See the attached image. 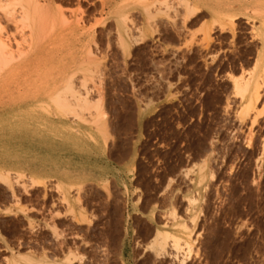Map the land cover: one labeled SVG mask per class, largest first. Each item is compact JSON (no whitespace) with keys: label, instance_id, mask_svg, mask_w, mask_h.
<instances>
[{"label":"rangeland","instance_id":"obj_1","mask_svg":"<svg viewBox=\"0 0 264 264\" xmlns=\"http://www.w3.org/2000/svg\"><path fill=\"white\" fill-rule=\"evenodd\" d=\"M39 2L65 21L47 30L41 68L33 72L71 80L91 108L84 120H49L37 103L33 118L27 104L9 112L0 105V168L9 170L8 180L0 178V264H32L26 256L39 264H65L66 257L71 264L81 257L88 264H181V253L170 259L145 250L156 228L175 221H185L191 232L192 254L184 264H264V88L255 108L241 116L230 78L256 59L247 23L193 32L183 0H132L142 13L116 19L106 45H66L63 28L90 21L98 4ZM10 7L18 16L20 8ZM0 10L4 37H27L29 30L8 23ZM162 17L188 37L182 46L164 45L161 36L146 39V27L153 32ZM6 99L2 92L0 103ZM203 163L206 177L197 183ZM56 168L84 179L69 198L86 220L69 212ZM32 170L46 175L45 182L34 183ZM142 201L154 215L131 213Z\"/></svg>","mask_w":264,"mask_h":264},{"label":"bare ground","instance_id":"obj_2","mask_svg":"<svg viewBox=\"0 0 264 264\" xmlns=\"http://www.w3.org/2000/svg\"><path fill=\"white\" fill-rule=\"evenodd\" d=\"M237 1L239 2V0ZM183 2L184 4L186 3L185 5H187L189 9L188 18L194 13H197L196 11L198 10V8L194 5H191V3H189L191 1L183 0ZM217 2H220V1L217 0ZM240 2H243V1H240ZM226 3H228V5L230 4L229 2H226ZM228 5L227 7L229 8L230 5L229 6ZM10 6L12 7L18 6L20 8L18 16L15 14V11L12 10ZM212 6L213 5L211 4V8ZM227 7L224 9H227ZM246 7H248V5L247 6L245 5V8ZM0 8L1 9L3 8V10L6 12L5 14L6 18L4 16L3 17L7 20L8 23H13L14 25H16L17 23H20L18 25H22L21 28H27L30 32L27 35V37L25 36L21 38L22 40L21 39L18 40L17 37L15 38V35L12 34L13 32L4 37L3 31L5 27H3L0 24V94L3 92L5 93V97H7V99L4 102L0 103V105L6 106L7 104L9 106L7 111L9 112L11 111V106L12 107L17 106V105L23 106V104L24 105L27 104L30 107V109L28 110L30 115L28 116L29 118H33V116H31L33 114V109L31 107L33 106V104L37 103V105L39 104L38 112L41 113L40 115L43 118H46L49 120H54L56 118L58 120H64L66 117H70L75 120L76 119L84 120L85 118H84L83 112L86 109L90 110L91 105L90 103H88L87 101L88 99H86L87 97L83 98V96H80L79 94H77L76 91L73 90V87L70 86L71 80L60 78L59 75L55 78L53 76L50 78L48 76V73L33 72L35 69L41 68L40 62L42 60H40L41 58H38L39 57L38 55H40L39 53L42 51L40 50L41 43L44 40L43 39L44 36L47 34V30L50 29V27L52 26L54 27L57 24L63 23L65 21L63 20L64 18L62 19L58 11L51 8L50 5L40 4L39 0H12L9 3L2 5V7L0 6ZM212 9H214V6ZM253 9L255 10L254 7ZM260 9L258 11H262ZM146 10L149 11V9H146ZM237 10H234V11H237ZM241 10L242 11L240 12L238 11L234 12L233 10L231 11L225 10L226 12H221V13L215 12L216 17L214 18V23H218L219 25L220 24L224 25L225 22H229L233 24L238 14H242V16L245 15L247 19H249L250 16H252V19H254V17L258 13L257 10L255 11L256 13L253 11L254 14H256L253 17V15L251 14L250 16L249 14H246L245 10L244 11L243 9ZM247 13H248V8H247ZM260 13L262 14L260 15ZM258 14L260 15L261 21L259 22L261 23H259L260 26H257V28L255 27L256 29H254L255 30L254 34L256 38H258L262 44L261 49L259 50V52H257L258 54L255 59V62L252 64L250 68H248L247 70L244 69L245 71L241 70L240 74L235 75V76L232 75L230 77L233 80V89H234L233 91L235 94L239 96L242 102L241 110H240L241 116L248 115L249 111L255 108L256 103L260 100V89L264 88V10L263 12H259ZM258 16L255 19L259 18ZM221 25L220 27H222ZM44 54L45 53H43V55ZM14 93H17V95L14 96ZM92 106H94L96 111L100 109V108L98 109V106H95V105H92ZM34 108H35L34 110H36L37 107L34 106ZM19 110L17 111L19 112ZM259 114L260 113H258L253 118L252 122L256 121L257 116ZM92 119H93L92 122H96L95 118L92 117ZM99 128L101 129L100 126ZM90 137L93 138L94 140H97L94 135H90ZM53 159L50 160L49 158H43L41 162L47 165L53 164L55 166H60L61 162L56 159L54 160ZM29 166L31 167L32 165H29ZM58 168H56L58 173L60 172V175H63V177H60L61 180L58 182V186L60 189H62L64 193L63 199L69 205V212H71V214L77 220H82V221L84 219L86 220V216H85L86 213L84 212V210L82 209L76 210V208L72 205V202L69 198L70 189L73 186L82 185L84 182V179L82 177H79L76 180L70 179L68 177V174H66V170L59 171ZM205 168H206L205 163H203L198 168L197 183H201L205 179L206 177ZM31 172H32L31 177L34 183H36L37 185H40L43 182H45L46 175L41 176L33 170ZM8 173H9V170H2L0 168V178L3 179V181L8 180V176H7ZM16 173L18 174V176L23 174L19 171ZM188 198H189L190 206H192V209H194V205L197 202V197L192 196ZM170 215L174 217L175 215L174 211H172ZM192 217L193 218H191V220L194 221L195 216H192ZM145 233H147V231ZM190 234L191 232H190L189 226L186 224L185 221H175L172 223L170 228H156L154 236L152 237L151 241L146 245L145 250H150L154 252L156 256L158 255L162 256L161 254H165V255L167 254L169 258L171 256L172 258L173 256L177 257L178 256L177 254L181 253L182 255L179 261L181 262V264H184L189 259V257H191L190 255L192 254L191 252L193 248H192V243L190 241ZM27 258L30 259L29 261L32 264H39V262L36 261L35 259H31V257L26 256V259ZM94 260H91V262ZM63 261H65V264H71L70 257H66V260L64 258ZM79 264H88V263L84 261V258L81 257ZM91 264H94V262H92Z\"/></svg>","mask_w":264,"mask_h":264},{"label":"crops","instance_id":"obj_3","mask_svg":"<svg viewBox=\"0 0 264 264\" xmlns=\"http://www.w3.org/2000/svg\"><path fill=\"white\" fill-rule=\"evenodd\" d=\"M93 2H96L98 4L99 10L98 14L94 15L92 19L83 25H77V24H71L69 27L63 28L64 32H61V34L65 37V44L66 45H83L85 44L86 40H96V42L100 45H106L107 41L109 39V35L114 36L117 25H116V19L119 20L120 16H130L131 13L138 14L142 13L141 8H132V0H92ZM191 1V5H194L198 8L196 11L197 13H194L192 16H190L187 19V28L190 31L196 32L200 30L205 29H213L218 30V25L214 23V18L216 17V13L231 11V10H237L238 12L245 10L246 14L256 15L254 12L257 10L263 12L264 8V0H239L243 2H238L237 0H219L220 2H217V0H188ZM250 1V2H249ZM222 2V4H221ZM229 2L230 6L228 5ZM249 2V3H248ZM211 4L213 6L211 8ZM217 4V5H215ZM234 6H233V5ZM248 7L245 8V5ZM250 4V5H249ZM226 5V6H224ZM229 6V8L227 7ZM244 6V7H242ZM227 9H224L226 8ZM255 8V10L253 9ZM258 7V8H257ZM211 8V10H210ZM217 8V9H216ZM231 8V9H230ZM248 8V13H247ZM216 9V10H215ZM224 9V10H223ZM253 9V10H252ZM203 10V11H202ZM234 11V12H237ZM254 11V12H253ZM162 12L164 10L162 9ZM179 13L182 15L185 13L184 9H180ZM201 13V14H200ZM256 13V12H255ZM257 13V15L252 19V16H250V20L247 19L242 14H238V16L235 18V21H241L247 23L248 33L250 41L251 42H257V46L255 49V58L257 57V52L261 49V42L259 39H257L255 36L253 37L254 29L257 28V26H260L259 21H261L260 15ZM259 15V16H258ZM171 16H173V12H171ZM259 17L255 19L256 17ZM98 20H103V23H98ZM258 20V21H257ZM129 26V23L127 24ZM118 27L120 29H125L124 23H119ZM256 27V28H255ZM178 27H174L173 24L168 22L166 18L162 17L160 20L158 19L155 25V28L153 29V32H151L150 27H146L147 36L146 39L150 38H160L163 40L164 45L168 46H182L185 40H188V37H180L176 31ZM89 31V33L86 32ZM201 35V34H200ZM143 205H145V208H143ZM137 209L133 210L132 214H142L145 216L148 215H154V211H152V206L149 203H143V201L140 204H137ZM156 211V210H155Z\"/></svg>","mask_w":264,"mask_h":264}]
</instances>
